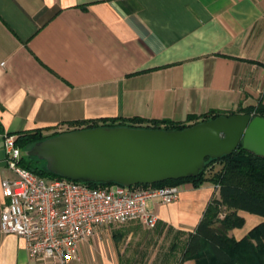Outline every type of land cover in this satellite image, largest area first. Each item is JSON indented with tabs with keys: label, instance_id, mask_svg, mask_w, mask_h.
I'll return each instance as SVG.
<instances>
[{
	"label": "crops",
	"instance_id": "crops-1",
	"mask_svg": "<svg viewBox=\"0 0 264 264\" xmlns=\"http://www.w3.org/2000/svg\"><path fill=\"white\" fill-rule=\"evenodd\" d=\"M259 106L264 0H0V149L5 133L133 117L191 124L212 110ZM179 184L178 201L146 204L159 222L192 232L219 190L208 181ZM238 213L245 223L230 235L242 239L263 218ZM109 226L82 241L68 264H120L113 233L103 241ZM0 264L59 263L33 259L23 238L0 230Z\"/></svg>",
	"mask_w": 264,
	"mask_h": 264
},
{
	"label": "water",
	"instance_id": "water-1",
	"mask_svg": "<svg viewBox=\"0 0 264 264\" xmlns=\"http://www.w3.org/2000/svg\"><path fill=\"white\" fill-rule=\"evenodd\" d=\"M264 158V117L233 114L181 130L99 126L62 132L36 143L28 156L73 181L149 185L199 175L206 159L239 147ZM0 149V168L7 167Z\"/></svg>",
	"mask_w": 264,
	"mask_h": 264
},
{
	"label": "trees",
	"instance_id": "trees-1",
	"mask_svg": "<svg viewBox=\"0 0 264 264\" xmlns=\"http://www.w3.org/2000/svg\"><path fill=\"white\" fill-rule=\"evenodd\" d=\"M264 117V107L256 110H245L242 114L253 113ZM240 114L220 110L209 111L200 117V122L216 118L221 115ZM197 117H190L186 122H174L168 119H145L133 117L129 121L116 123L115 119H108L99 124L98 122H73L78 126L74 130L94 128L99 126L126 125L138 128L181 130L198 123ZM82 124L85 126L82 127ZM66 132V131H65ZM62 132H55L43 137V129H32L15 136L17 147L24 152V147L30 143L40 142L46 138L58 135ZM28 151V150H26ZM25 151V153H26ZM27 157L22 156L20 164L43 177L61 179L63 176L50 172L46 168L41 169L32 165ZM219 164L220 168L211 176L207 170ZM212 182L219 190L218 197L212 198L209 202L203 218L194 231L185 232L174 227L158 222L154 228L158 235L166 232L172 234L173 238L167 247L157 251L155 257L147 258V247L140 245L135 251V256L125 257L120 254V264H182L188 260H194L195 264H264V158L257 156L241 146L231 155H224L220 158H207L205 167L195 177H188L178 180H166L164 182L139 185L159 187L174 185L181 182L192 183L194 187H200L205 182ZM84 182V181H83ZM92 187L105 186V183L86 182ZM239 211L261 216L263 220L252 228L242 239L230 235L234 228H241L244 217ZM223 216V217H221ZM122 236L118 231L113 232V238L119 244Z\"/></svg>",
	"mask_w": 264,
	"mask_h": 264
},
{
	"label": "built area",
	"instance_id": "built-area-1",
	"mask_svg": "<svg viewBox=\"0 0 264 264\" xmlns=\"http://www.w3.org/2000/svg\"><path fill=\"white\" fill-rule=\"evenodd\" d=\"M3 141L13 176L1 181L6 201L0 230L23 238L29 255L38 261L68 264L79 258V244L92 238L99 226L139 222L154 229L159 219L147 200L171 204L182 192L180 184L92 187L83 181L43 177L20 164L22 151L14 135L5 133Z\"/></svg>",
	"mask_w": 264,
	"mask_h": 264
},
{
	"label": "rangeland",
	"instance_id": "rangeland-1",
	"mask_svg": "<svg viewBox=\"0 0 264 264\" xmlns=\"http://www.w3.org/2000/svg\"><path fill=\"white\" fill-rule=\"evenodd\" d=\"M59 133V132H58ZM51 132H43V137L50 135ZM38 143V142H36ZM36 143L27 144L23 149L22 156H27L25 153L26 150H30ZM27 159L32 163L33 166L45 169V162L42 161L38 157H27ZM220 168L219 164H216L207 170V175L211 176ZM7 169V168H6ZM12 173V172H11ZM13 176V173L11 174ZM49 178V177H47ZM253 215V214H252ZM251 225L248 227L247 225L244 226V230H247ZM109 231L103 236V241L111 242V235L113 232L118 231L122 236L119 239V251L122 252L125 257H133L135 256V251L137 248L142 245L147 247L148 257L147 258H154L157 251H160L164 247L169 245V242L172 240L173 235L168 234L166 232L158 235L156 229H149L142 225L139 222H129L125 224H112L111 226L107 227Z\"/></svg>",
	"mask_w": 264,
	"mask_h": 264
}]
</instances>
